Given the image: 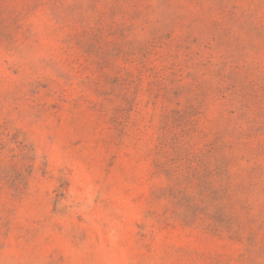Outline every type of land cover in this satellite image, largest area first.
<instances>
[{
  "label": "rangeland",
  "instance_id": "374dc122",
  "mask_svg": "<svg viewBox=\"0 0 264 264\" xmlns=\"http://www.w3.org/2000/svg\"><path fill=\"white\" fill-rule=\"evenodd\" d=\"M0 264H264V0H0Z\"/></svg>",
  "mask_w": 264,
  "mask_h": 264
}]
</instances>
